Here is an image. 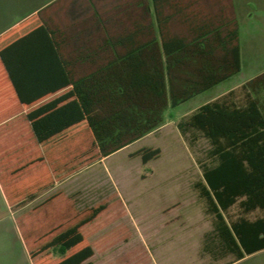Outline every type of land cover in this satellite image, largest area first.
<instances>
[{"label":"trees","instance_id":"16d2710c","mask_svg":"<svg viewBox=\"0 0 264 264\" xmlns=\"http://www.w3.org/2000/svg\"><path fill=\"white\" fill-rule=\"evenodd\" d=\"M151 3L154 22L138 20L103 44L107 58L86 60L92 70L84 76L70 71L71 89L64 98L69 102L60 108L53 104L51 114L35 123L37 134L47 133L42 141L53 148L54 169L67 163L70 176L101 162L160 129L169 108L240 72L234 21L215 26L204 13L191 12L189 0ZM41 14L30 19L42 20ZM175 18L186 24L181 31L173 27ZM67 64L74 66L71 60ZM177 127L183 136L197 132L210 145L209 162L201 165L202 179L194 187L214 218L208 246L236 260L264 250V73L204 104ZM139 155L145 165L160 151ZM6 196L10 209L25 204ZM234 207L237 215L230 214ZM105 209L85 210L28 245L30 259L34 264H93L86 262L94 251L80 229ZM255 212L260 215L249 219ZM44 252L55 260L46 261Z\"/></svg>","mask_w":264,"mask_h":264},{"label":"rangeland","instance_id":"374dc122","mask_svg":"<svg viewBox=\"0 0 264 264\" xmlns=\"http://www.w3.org/2000/svg\"><path fill=\"white\" fill-rule=\"evenodd\" d=\"M53 1L0 0V5L19 7L23 16ZM131 2L139 15H146L147 9L151 15L150 0H122L118 4ZM140 2L142 7L138 6ZM261 47V58L246 61L231 79L169 108L160 129L71 174L69 177L81 172L60 190L82 186L73 196L61 195L59 203L45 204L49 213L44 214V208L27 210L22 220L20 215L12 214L0 196V264H34L25 251L27 243L42 240L45 232L101 205L106 206L105 211L82 230L94 249V264H264V250L242 260L206 250L214 218L206 212L204 201L192 185L202 179L201 165L209 162L210 145L197 132L183 136L177 127L204 104L264 72V45ZM141 150H159L160 155L144 165ZM238 210L234 207L230 214L237 215ZM259 215L255 212L248 218ZM41 257L55 260L50 252Z\"/></svg>","mask_w":264,"mask_h":264},{"label":"crops","instance_id":"0c3cea01","mask_svg":"<svg viewBox=\"0 0 264 264\" xmlns=\"http://www.w3.org/2000/svg\"><path fill=\"white\" fill-rule=\"evenodd\" d=\"M121 1L54 0L42 9L23 16L19 14V7L0 5V196L7 207L6 193L14 202L25 203L15 210L9 208L12 214L20 215L22 220L26 218L23 214L27 210L36 212L44 208L42 212L49 213L50 208L45 207V204L59 203L61 195L67 198L73 196L78 193L75 190L82 186L77 184L69 190H60L61 186L81 172L69 177L67 163L54 169L53 148L47 149L42 141L47 133L37 134L34 125L51 114L53 104L57 103L60 108L69 102L64 101V98L71 89L67 79L70 71L77 76H84L92 70L86 60L107 58L103 44L114 42L118 33L131 29L138 20L154 22L152 3L151 15L148 9L146 15H139L133 9L134 1L127 5L118 4ZM189 2L191 12L204 13L205 19L215 23V26L235 22L241 55L240 71L246 61L261 58V45H264V0ZM142 5L138 3L140 7ZM40 12L42 20L30 19ZM122 12L124 15H121ZM173 20V27L179 31L186 27L182 20ZM69 60L74 63L71 68L67 64ZM255 77L251 76L249 81ZM62 176L65 178L62 179ZM197 182L192 186L195 187ZM40 204L43 205L34 210ZM97 218L99 216L93 221ZM85 226L80 229V233L86 240L82 231ZM33 243L25 246L28 256L27 246ZM206 250L213 251L211 245ZM93 257L94 254L86 262L93 263Z\"/></svg>","mask_w":264,"mask_h":264}]
</instances>
